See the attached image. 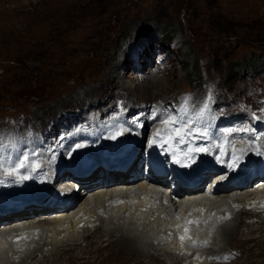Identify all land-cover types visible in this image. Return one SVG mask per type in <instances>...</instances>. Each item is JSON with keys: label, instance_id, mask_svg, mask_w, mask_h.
<instances>
[{"label": "rangeland", "instance_id": "rangeland-1", "mask_svg": "<svg viewBox=\"0 0 264 264\" xmlns=\"http://www.w3.org/2000/svg\"><path fill=\"white\" fill-rule=\"evenodd\" d=\"M250 4L0 0V146L14 143L21 149L44 141L49 150L60 133L78 124L90 125L96 118L103 123L123 109L122 115L130 112L135 114L131 120L139 121L142 108L166 115L186 102L195 121L203 122L205 108L218 104L221 118L239 119L234 124L239 129L246 116L264 106V9ZM248 63L256 69L246 68ZM143 142L144 137L140 147ZM241 217L252 224L251 218ZM236 224L231 223L235 232L228 238L216 236L214 248L221 247L225 256H209L211 261L264 264V225L247 235L241 228L244 233L237 234ZM101 234L99 243L83 249L65 243L58 256L54 253L42 264L148 262L147 256L129 260L119 255Z\"/></svg>", "mask_w": 264, "mask_h": 264}, {"label": "bare ground", "instance_id": "bare-ground-1", "mask_svg": "<svg viewBox=\"0 0 264 264\" xmlns=\"http://www.w3.org/2000/svg\"><path fill=\"white\" fill-rule=\"evenodd\" d=\"M246 1L251 2L250 5L253 9H264V0ZM235 8L237 10V7ZM150 80H144L145 85L148 86ZM142 102L145 103V101ZM151 106H153L152 103ZM149 113L157 114L154 109H150L148 112L143 108L137 113L141 116V120L135 121L137 123L136 130H141L142 133L146 130L149 132L151 125L148 118ZM129 119L131 120V117ZM260 124L264 126V120ZM261 126L260 128L255 126V131L264 132ZM169 130L170 128L167 126L162 134ZM103 133V125L94 123L93 129L90 131L92 143ZM188 134L196 137L201 136L199 131L186 130L183 133L186 137ZM122 136L127 137L128 135L123 134ZM253 136L256 137L253 142L250 138H245V141L249 143L254 153L248 154L245 145L238 143L234 155L238 158L249 157L257 166L256 157H264V137L262 135L257 137L256 134ZM159 137L153 138L159 139ZM129 140L128 145L138 141V138L132 140L130 136ZM110 141L107 138L100 143L110 146ZM206 142L210 141L206 140ZM163 143L165 146H170V151L174 156H179L168 138H162L160 144ZM226 143L228 141L225 140ZM13 144V149L19 153L21 149ZM10 149L6 145L3 149L0 148V151L4 155H11V153L5 152ZM92 149L99 151L95 146H91ZM61 154L62 152H57L53 158L55 165H51L54 168L59 167L58 169L67 171V166L70 163L76 164V162L67 160ZM78 157L79 154H76L73 159H78ZM22 169L31 171L24 163ZM101 179L106 180L103 176ZM261 182L264 181L255 178L249 187H242L240 191L228 192L215 189L212 193L199 192L179 200L169 199L165 191L160 192L148 188L143 180L119 186L110 182H102L89 191L82 188L81 194L78 191L70 190L65 194V201L66 203L70 201V206L58 211H35V215L23 212L26 215L16 224L0 227V264H42L52 254L55 253L54 257L58 256L59 248L64 247L65 243L75 242L78 247H82L81 249L93 243H99L101 233L106 237L104 241L114 247L119 255L130 259L147 256L148 262L145 264H221L210 259L211 256H223L221 247L214 248L217 245V235H221V237L224 235L225 238H228L232 232H235V228L233 229L231 226L234 221H237V234L245 232L248 235L253 229L264 225V207L261 206L264 204V184ZM256 183L261 184L257 185ZM46 201L47 199L43 200V202ZM238 206L242 207L237 208ZM228 213L231 214L230 219H221ZM241 216H245L247 219L251 218L252 224L244 223ZM186 221H198V223L187 224L188 231L186 233L184 230ZM240 228L244 229L243 233L240 232ZM21 236L24 238L18 239ZM181 236L185 237L183 243L180 240ZM205 241L207 243H204ZM38 256L40 259L37 258ZM159 256H163L165 259L162 260Z\"/></svg>", "mask_w": 264, "mask_h": 264}, {"label": "snow or ice", "instance_id": "snow-or-ice-1", "mask_svg": "<svg viewBox=\"0 0 264 264\" xmlns=\"http://www.w3.org/2000/svg\"><path fill=\"white\" fill-rule=\"evenodd\" d=\"M187 99V98H186ZM203 113H201V115H202ZM163 123L165 124V129H158L157 130V132H156V136H160L161 135V133L163 132V131H165L166 129H167V125H169V124H175L176 123V121L175 120H173V119H166V120H164L163 121ZM177 136H179V129H177L176 130V133H175ZM205 149H196V151H204ZM195 161H194V159H193V163H194ZM262 207H264V204H262L261 205ZM229 217H222L221 219H228ZM190 223H198V221H186L185 222V225H184V230H185V232L187 233V231H188V228H187V224H190ZM178 227H179V225H178ZM22 238H24L23 236H21V237H18V239H22ZM184 239H185V237H183V236H181L180 237V240H181V243H183V241H184ZM204 243H207L206 241L204 242Z\"/></svg>", "mask_w": 264, "mask_h": 264}, {"label": "trees", "instance_id": "trees-1", "mask_svg": "<svg viewBox=\"0 0 264 264\" xmlns=\"http://www.w3.org/2000/svg\"><path fill=\"white\" fill-rule=\"evenodd\" d=\"M166 34H168V33H165V35H166ZM256 63H258V62L256 61ZM246 68H249V69H251V70H254V69H256V66H255L253 63H251V64L248 63V64L246 65ZM234 71H235V70H234ZM243 71H244V69H243ZM243 71H242V72H243ZM196 73H198V72L196 71L195 74H196ZM231 74H232V73H231ZM228 83H229V82H228Z\"/></svg>", "mask_w": 264, "mask_h": 264}]
</instances>
